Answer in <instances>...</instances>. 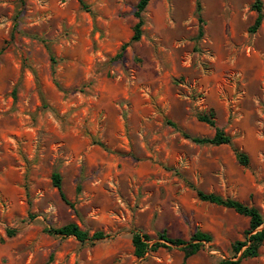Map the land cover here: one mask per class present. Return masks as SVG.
Wrapping results in <instances>:
<instances>
[{"label": "rangeland", "instance_id": "1", "mask_svg": "<svg viewBox=\"0 0 264 264\" xmlns=\"http://www.w3.org/2000/svg\"><path fill=\"white\" fill-rule=\"evenodd\" d=\"M138 1L0 0V264H218L249 218L197 190L264 229V18L250 31L254 0H149L131 41ZM215 127L229 143L193 141ZM72 222L105 238L46 231ZM196 230L212 239L188 257L134 254V231ZM240 264H264V240Z\"/></svg>", "mask_w": 264, "mask_h": 264}, {"label": "trees", "instance_id": "2", "mask_svg": "<svg viewBox=\"0 0 264 264\" xmlns=\"http://www.w3.org/2000/svg\"><path fill=\"white\" fill-rule=\"evenodd\" d=\"M149 0H139L136 5L135 16L137 18V22L133 27V34L130 38L131 41H136L140 38L141 35V25L143 23L140 13L144 10ZM256 12L257 15L255 17L254 23L250 27V31H255L261 21L264 18V14L262 13V2L261 0H254L251 6ZM199 9V6H198ZM199 19H201L199 17ZM201 32V30H200ZM125 43L122 45V48L125 47ZM199 119L210 124L214 125L213 120L208 118L206 115H200ZM193 141L197 143H210V144H222L229 143L230 137L222 131L221 128L215 127L214 135L210 138H193ZM236 157L238 161L242 165H246L248 163L247 156L239 151H236ZM52 183L58 189L61 198L68 202L64 193L61 190V178L57 172L52 173ZM197 196L199 199L203 201H207L210 203H214L217 205H221L223 207L231 208L236 213L247 216L249 218V228L244 233V238L242 240H236L232 244V251L234 254L228 258H223L219 261L218 264H240L241 260L244 258L256 257L258 255V249L264 240V229H257L262 223L263 218L258 208L255 206L247 205L239 200L223 197L214 193H205L201 190H197ZM257 229V230H256ZM48 233L60 236H74L80 242H84L86 240L92 239H102L105 238V235L101 231L94 232L91 236L87 231L82 230L78 224L76 223H68L61 227H50L46 230ZM159 238L161 241H157L153 244H149L150 237L148 234L141 233L139 231H134L132 234L131 242L134 248V254L137 257H141L148 250H156L158 247H171V245H181L182 249L185 252V257H188L194 254L198 247L202 245L203 242H209L212 239V236L208 232H204L201 230H196L192 236L191 242H188L182 238H172L169 237L165 231L159 233ZM239 253V255H238Z\"/></svg>", "mask_w": 264, "mask_h": 264}]
</instances>
